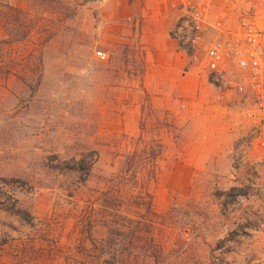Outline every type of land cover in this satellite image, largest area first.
<instances>
[{
    "label": "rangeland",
    "instance_id": "obj_1",
    "mask_svg": "<svg viewBox=\"0 0 264 264\" xmlns=\"http://www.w3.org/2000/svg\"><path fill=\"white\" fill-rule=\"evenodd\" d=\"M113 9L0 0V264H264L238 97L186 53L192 80L167 93L142 21ZM132 153L157 157L155 182Z\"/></svg>",
    "mask_w": 264,
    "mask_h": 264
},
{
    "label": "built area",
    "instance_id": "obj_2",
    "mask_svg": "<svg viewBox=\"0 0 264 264\" xmlns=\"http://www.w3.org/2000/svg\"><path fill=\"white\" fill-rule=\"evenodd\" d=\"M176 2L179 18L172 40L201 65L213 86L238 97L242 157L261 153L264 174V0H224L219 11L215 0ZM96 58L106 62L108 54L99 51Z\"/></svg>",
    "mask_w": 264,
    "mask_h": 264
},
{
    "label": "crops",
    "instance_id": "obj_3",
    "mask_svg": "<svg viewBox=\"0 0 264 264\" xmlns=\"http://www.w3.org/2000/svg\"><path fill=\"white\" fill-rule=\"evenodd\" d=\"M113 11L105 13L106 18L113 17V24L137 17L142 21L138 37L145 44L149 79H161L166 82L168 92L175 93L179 81L188 80L187 60L178 45L171 38V31L179 18L176 0H109ZM226 5L224 0H215L214 9L219 11Z\"/></svg>",
    "mask_w": 264,
    "mask_h": 264
},
{
    "label": "trees",
    "instance_id": "obj_4",
    "mask_svg": "<svg viewBox=\"0 0 264 264\" xmlns=\"http://www.w3.org/2000/svg\"><path fill=\"white\" fill-rule=\"evenodd\" d=\"M156 159H157V157H154L151 159V158L146 157V155L143 156V155H138V154L132 153L126 157L125 164L123 166H125L127 168L128 172H130L131 168H134V167L135 168H138L140 166L144 167V168H146V167L151 168L152 167L151 168L152 170L149 169L150 170L149 173L152 172L151 173L152 174L151 179L153 180V182H155L156 178H154V177H156L157 169H158L156 167V161H155Z\"/></svg>",
    "mask_w": 264,
    "mask_h": 264
}]
</instances>
